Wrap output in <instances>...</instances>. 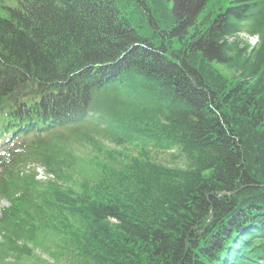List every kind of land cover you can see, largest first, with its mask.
Here are the masks:
<instances>
[{"label": "trees", "instance_id": "16d2710c", "mask_svg": "<svg viewBox=\"0 0 264 264\" xmlns=\"http://www.w3.org/2000/svg\"><path fill=\"white\" fill-rule=\"evenodd\" d=\"M0 110L2 264H264V0H0Z\"/></svg>", "mask_w": 264, "mask_h": 264}, {"label": "rangeland", "instance_id": "374dc122", "mask_svg": "<svg viewBox=\"0 0 264 264\" xmlns=\"http://www.w3.org/2000/svg\"><path fill=\"white\" fill-rule=\"evenodd\" d=\"M157 158L163 160V162L164 161H166V162H171L172 161V157H170L169 154H167V153L158 154Z\"/></svg>", "mask_w": 264, "mask_h": 264}]
</instances>
